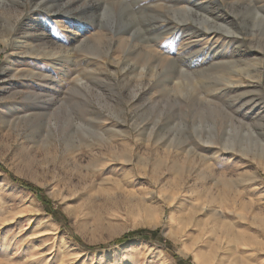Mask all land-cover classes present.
<instances>
[{
    "label": "rangeland",
    "instance_id": "rangeland-1",
    "mask_svg": "<svg viewBox=\"0 0 264 264\" xmlns=\"http://www.w3.org/2000/svg\"><path fill=\"white\" fill-rule=\"evenodd\" d=\"M174 254L264 264V0H0V264Z\"/></svg>",
    "mask_w": 264,
    "mask_h": 264
},
{
    "label": "trees",
    "instance_id": "trees-1",
    "mask_svg": "<svg viewBox=\"0 0 264 264\" xmlns=\"http://www.w3.org/2000/svg\"><path fill=\"white\" fill-rule=\"evenodd\" d=\"M1 167L4 169V171L9 175V177L14 180L15 182H17L18 184L26 187L27 189L33 191L37 198L40 199V201H42V203L46 206V208L50 211V213L54 216L57 217L56 210L54 209L53 205H52V201L49 200L47 197H45L43 195V189L36 185L33 182H30L28 180L19 178L17 176H15L13 173H11L4 165L1 164ZM72 236L86 249L88 250H99V249H104L113 245H117V244H121L124 243L126 241H129L131 239H144V240H148V241H154V240H159L161 239V236L158 233V230H146V229H137L128 233H125L124 235H122L119 238L114 239L113 241H111L108 244H96V245H89L87 243H85L82 238L73 233L72 232ZM166 248H170L169 242L168 244H166ZM175 257L178 258V256L176 254H174ZM187 264L186 262H184L183 259L178 258V264Z\"/></svg>",
    "mask_w": 264,
    "mask_h": 264
},
{
    "label": "bare ground",
    "instance_id": "bare-ground-1",
    "mask_svg": "<svg viewBox=\"0 0 264 264\" xmlns=\"http://www.w3.org/2000/svg\"><path fill=\"white\" fill-rule=\"evenodd\" d=\"M34 1V0H33ZM204 1H206V0H204ZM13 2V1H12ZM16 4H17V1H16ZM19 4V3H18ZM15 5V4H14ZM11 6V5H10ZM52 11V10H51ZM55 12V11H54ZM185 12V11H184ZM188 13V12H187ZM187 13H185V14H187ZM171 25V24H170ZM168 26V25H167ZM169 31V30H168ZM205 32V31H204ZM203 32V33H204ZM214 32V31H213ZM171 33V32H170ZM117 34V33H116ZM201 34V33H200ZM207 34V33H206ZM118 35V34H117ZM216 35V34H215ZM199 36V35H198ZM204 36H206V35H204ZM89 37H87V39H88ZM130 38V37H129ZM211 39V38H210ZM29 40V39H28ZM133 40H135V39H133ZM197 40V39H196ZM80 41H83V40H80ZM92 42V41H91ZM94 42V41H93ZM144 43V49L145 50H148V52H150V54H152V55H155V53H154V50H152V46L151 45H148L150 48H151V50H149V47L147 46V45H145L146 44V42H143ZM148 43V42H147ZM194 44V43H193ZM192 44V45H193ZM24 45L23 44H20V45H18V47L20 48H22ZM190 46H191V44H190ZM74 48H75V46H74ZM34 49V48H33ZM45 49V48H44ZM30 50H32V49H30ZM144 50V51H145ZM34 51H36V50H34ZM46 51V50H45ZM58 48L57 47H52L51 49H50V51H47V52H45V53H47V54H57L58 53ZM37 53H38V51H37ZM241 53V52H240ZM46 54V55H47ZM45 55V56H46ZM163 56V55H162ZM49 58V57H48ZM51 58H53V57H51ZM156 59V58H155ZM172 62V61H171ZM133 65V64H132ZM143 69V68H142ZM241 69V68H240ZM258 70V69H257ZM149 71H153V69L152 68H150L149 67V69H148V67L146 68V66L144 67V69L141 71V74H142V76L144 77V76H146L147 77V75H149ZM146 72H147V75H146ZM151 73V72H150ZM164 73V72H163ZM180 74V73H179ZM249 74V73H248ZM152 75V74H151ZM179 77V76H178ZM177 77V78H178ZM183 76H181V78H182ZM163 78V77H162ZM166 78V77H165ZM157 79V78H156ZM166 80H167V78H166ZM227 80H229V79H227ZM169 81V80H168ZM167 81V82H168ZM157 82V81H156ZM179 81H174L173 83H178ZM160 83H162V82H160ZM148 84V83H147ZM152 84V83H151ZM224 84V83H223ZM150 85V84H149ZM163 85V84H162ZM161 85V86H162ZM144 86H145V84H144ZM143 87V86H142ZM165 87H166V85H165ZM170 87V86H169ZM168 87V88H169ZM164 88V87H163ZM167 88V91L171 94V93H173L174 91H176L177 89H168ZM171 88V87H170ZM178 88V87H177ZM224 90V89H223ZM109 92V91H108ZM148 125V124H147ZM144 127V126H143ZM151 129V128H150ZM151 132H152V130H151ZM150 132V133H151ZM147 133V132H146ZM155 134V133H154ZM191 151L192 150H188V149H183V152H187V153H191ZM176 152V151H175ZM176 154V153H175ZM177 154H180L179 152H177ZM192 154V153H191ZM194 154V153H193ZM200 176H202V178H204L205 179V176L203 175V174H200ZM209 182V181H208ZM200 189V188H199ZM219 196V195H218ZM217 197H213V199L212 200H210V202H213L214 200H217L216 199ZM211 199V198H210ZM219 200V199H218Z\"/></svg>",
    "mask_w": 264,
    "mask_h": 264
}]
</instances>
